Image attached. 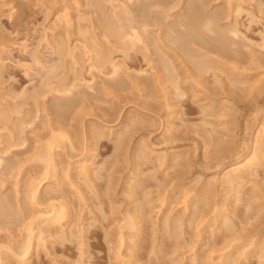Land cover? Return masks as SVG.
<instances>
[{
	"label": "rangeland",
	"instance_id": "374dc122",
	"mask_svg": "<svg viewBox=\"0 0 264 264\" xmlns=\"http://www.w3.org/2000/svg\"><path fill=\"white\" fill-rule=\"evenodd\" d=\"M94 1L101 3V12L108 16L117 0ZM118 1L130 5L127 0ZM161 1L165 9L171 7L169 13L152 10L153 0L131 2L135 11L131 18L151 24L144 36L152 52L137 43V48L134 45L126 53L120 42L116 45L111 39L106 44L108 40L102 38L99 28L100 11L87 6L85 0H0V113L7 118L5 122L0 117L1 264H264V145L259 167L243 175V180L229 186L221 179L224 169L250 153V140L264 126V51L259 49H264V0H205L203 8L199 0ZM118 4L114 6L122 7ZM188 10H197L200 24L207 17L215 20V34L205 36L206 49L184 38L178 39L179 47L174 44L177 34L173 36L170 30L181 33L177 19ZM111 15L108 18L114 27L122 26L123 19L127 24L126 19H131L121 15L116 20ZM153 20L160 26L154 27ZM234 23L242 38L228 33ZM155 43L158 48H153ZM59 44H63L65 54ZM67 46L72 47L68 50L76 54L74 57L65 56ZM107 47H113V61L123 66H118L120 71L115 76L109 65L101 68L102 73L92 67L98 56L89 50L107 51ZM62 60L67 65L62 67ZM196 64L212 69L208 67L203 76L198 71V75ZM52 68H56L54 72ZM74 81L83 83L74 84L67 96L50 93L49 87H74ZM84 81L92 82L91 90ZM21 93L23 97H19ZM37 97L41 99L34 103ZM61 130L71 140H61L56 146L53 158L57 168H50L55 176L50 174L51 178L42 180L38 194L39 202L66 205L67 217L54 226L39 218L37 209L42 207L32 204L26 188L44 176L48 163L39 158L46 153L44 145L52 138L48 136ZM80 164H87L88 170ZM204 208L210 209L208 214ZM126 213L133 215L132 221L139 220L133 222L135 229L129 224L128 231L133 232L124 229L126 222L132 224ZM226 218L233 231L225 230ZM29 221L34 227L38 223L39 230L35 231L33 251L23 262L20 244L32 224ZM121 236L125 238L123 244ZM7 249L21 250L15 252L19 257Z\"/></svg>",
	"mask_w": 264,
	"mask_h": 264
},
{
	"label": "bare ground",
	"instance_id": "6f19581e",
	"mask_svg": "<svg viewBox=\"0 0 264 264\" xmlns=\"http://www.w3.org/2000/svg\"><path fill=\"white\" fill-rule=\"evenodd\" d=\"M104 1V0H103ZM118 1V0H117ZM117 1H115L116 3H113L114 5L115 4H118L119 3V1L117 2ZM122 1V0H121ZM133 0H127V3L128 4H130L131 5V2H132ZM142 1V0H141ZM184 1V0H183ZM189 1V0H188ZM204 1L205 0H199L198 2H199V4H200V6L203 8V6H204ZM85 2H86V5L87 6H92V8H93V6H94V8L97 10V12H99L98 14H99V28H101V30H102V38H104V39H106V40H108L107 42H106V44H108L109 45V43H111V39H113L114 40V42L115 43H117L116 45H119L118 43L120 42V44H122V45H120L121 47H122V49L124 50V51H126V53H127V50H130L131 49V47L133 46V47H135L136 46V44L137 45H139V44H143L145 47H143V49H146L145 51L146 52H149V51H151L150 49H149V43L148 42H145L146 41V38L145 37H147V36H144V35H146V33H147V30H146V27L148 28V26H150L151 24H149L148 23V21L147 20H142V21H136L135 20V18H131V14H134L135 13V11L130 7V5L128 6L127 4L125 5L124 4V6H123V3L122 4H118V6L120 5H122V7H117V5L116 6H114V5H111L112 6V8H110L111 10H112V15H113V18H116V20H118V18H119V16H121V15H124V17L126 16L127 17V15L131 18V19H129V18H127L126 19V22H128V24L127 23H124L125 21V19H123V21H122V26H116V27H114V25H112L113 23H111V19H109L108 18V16H110V15H105L104 13H102L101 12V8L102 7H100L101 6V3L99 2V1H94V0H85ZM110 2V1H109ZM135 2H136V0H135ZM105 3V2H104ZM108 2H106V4H107ZM137 3V2H136ZM83 4V3H82ZM85 4V3H84ZM105 4V6L106 7H108L109 6V3H108V5H106ZM110 4H111V2H110ZM134 4V3H133ZM86 5H85V7H86ZM239 5V4H238ZM102 6H103V3H102ZM208 6V5H207ZM145 7V6H144ZM149 7V6H148ZM167 7H169V6H167ZM118 8H121L122 10H117ZM171 8V7H170ZM165 9L164 7H163V5H162V1L161 0H153V2H151V9L152 10H156L157 12L158 11H160V13L158 12V14H164V13H169V11L171 10V9ZM150 9V8H149ZM198 9H201L200 7L198 8ZM238 9V8H237ZM89 10H90V8H89ZM107 10V9H106ZM184 10V9H183ZM190 10V9H189ZM188 10V12H187V14L186 15H182V16H178L179 18L177 19V23H176V25H178V28H179V30H181V33H179L178 31H176V30H174V29H171L170 31H171V33H170V31H169V33L170 34H174V33H176L177 34V37L175 38V41H174V44L176 45V46H178L179 44H178V42H180V41H178V39H181V38H184V39H188V40H191V42L192 43H194V44H197L198 46H201V47H199V48H202V49H206V47H207V40L205 39V36L207 35V34H213L214 33V24L213 23H215V20H214V18H212V17H207L206 19H205V21H203V24H200V22L198 21L197 22V20H196V17H197V10H191V11H189ZM233 10V9H232ZM93 11H94V9H93ZM199 11V10H198ZM80 12V11H79ZM95 12V11H94ZM96 12V13H97ZM137 12V11H136ZM182 12V11H181ZM234 12V11H233ZM96 13H95V15H96ZM150 13V12H149ZM183 13V12H182ZM235 13H237V11L235 12ZM234 13V14H235ZM59 14V13H58ZM65 14V13H64ZM94 14V13H93ZM130 14V15H129ZM203 14H205V13H203ZM238 14V16H239V12L237 13ZM241 14V13H240ZM65 15H67V14H65ZM80 15V14H79ZM82 15V14H81ZM111 15V16H112ZM236 15V14H235ZM234 15V16H235ZM59 15H57V17H58ZM61 16H62V14H61ZM165 16V15H164ZM166 16H168V14L166 15ZM165 16V17H166ZM170 16V15H169ZM168 16V17H169ZM67 17V16H66ZM98 17V16H97ZM132 17H133V15H132ZM173 17V16H172ZM236 17H237V15H236ZM61 19V17H58V19ZM64 18V17H63ZM86 18V17H85ZM145 18H146V16H145ZM167 18V17H166ZM165 18V19H166ZM94 19H96V18H94ZM98 19V18H97ZM96 19V20H97ZM129 19V20H128ZM153 19V18H152ZM164 19V18H163ZM164 19V20H165ZM168 19V18H167ZM166 19V20H167ZM57 20V19H56ZM86 20V19H85ZM115 20V19H114ZM115 20V21H116ZM141 20V19H140ZM61 21V20H60ZM66 21H67V19H66ZM66 21L65 22H63V23H66ZM87 21V20H86ZM92 21V20H91ZM90 21V22H91ZM154 21V20H153ZM59 21H57V23H58ZM119 22V21H118ZM157 24H155V23ZM153 23H154V27H157L158 25L160 26V22H158L157 20H155ZM234 22V21H233ZM59 23H61V22H59ZM70 23V22H69ZM114 23H116V22H114ZM167 23V22H166ZM71 24V23H70ZM118 24V23H117ZM121 24V23H120ZM61 25H62V23H61ZM66 25V24H65ZM94 25H95V23H94ZM236 24L234 23V25L232 26V29H229V31H228V33H231V35L235 38V37H239V35L241 36L240 38H242V35L241 34H239L240 33V31L238 30V28L235 26ZM158 26V27H159ZM238 26V25H237ZM151 27V26H150ZM149 27V28H150ZM67 28V27H66ZM92 28V27H91ZM242 29V28H241ZM92 30V29H91ZM162 30V29H161ZM89 31V30H88ZM94 31V30H93ZM66 32H67V30H66ZM78 32V31H77ZM82 32H84V31H82ZM100 32V31H99ZM85 33V32H84ZM95 33V32H94ZM82 34V33H81ZM215 34V33H214ZM213 34V35H214ZM93 35V34H92ZM171 35V36H172ZM223 35H224V33H223ZM230 35V36H231ZM264 35V34H263ZM262 35V36H263ZM47 36V35H46ZM53 36V35H52ZM171 36H170V38H171ZM173 36H175V35H173ZM261 36V37H262ZM54 37V36H53ZM94 37V36H93ZM155 37H157L158 38V36H155ZM167 37V36H166ZM245 37V36H244ZM99 38V37H98ZM263 39H264V36L262 37ZM45 39H47V38H45ZM55 39V38H54ZM86 39V38H85ZM95 40H96V38H94ZM153 39V38H152ZM183 39V40H184ZM218 39V38H217ZM247 38L245 37L243 40H246ZM50 40V39H49ZM56 40V39H55ZM63 40V39H62ZM81 40V39H80ZM91 40V39H90ZM157 40V39H156ZM160 40V39H159ZM172 40V39H171ZM54 41V40H53ZM65 41V40H64ZM67 41V40H66ZM94 41V40H93ZM98 41V40H97ZM105 41V40H104ZM116 41H118V42H116ZM154 41V40H153ZM152 41V42H153ZM241 41V40H240ZM46 42H48V41H46ZM58 42V41H57ZM87 42V41H86ZM109 42V43H108ZM162 42V41H161ZM168 42V41H167ZM54 43V42H53ZM67 43V42H66ZM65 43V44H66ZM71 43V42H70ZM85 43V42H84ZM95 43H96V41H95ZM115 43H113V44H115ZM157 43V42H156ZM156 43L154 44V47L153 48H158V46H155L156 45ZM160 42L158 41V44H159ZM246 43H249L250 45H251V43L252 42H246ZM263 43H264V41H263ZM69 44V43H68ZM74 44H76V42L74 43ZM83 44V43H82ZM81 44V45H82ZM98 44H100V42L98 43ZM97 44V45H98ZM184 44V43H183ZM254 44V43H253ZM260 44V43H259ZM79 45V44H78ZM88 45V44H87ZM112 45V44H111ZM110 45V46H111ZM135 45V46H134ZM162 45V44H161ZM186 45V44H185ZM255 45V44H254ZM263 44L261 43V46L260 47H263L262 46ZM59 46V49L62 51L61 53L62 54H65L64 52H65V49H64V46H63V44L62 45H58ZM62 46V47H61ZM73 46H75V45H73ZM85 46V45H84ZM84 46H82V47H84ZM93 46V45H92ZM94 46H96V45H94ZM99 46H101V45H99ZM107 46V45H106ZM119 46V47H120ZM142 46V45H141ZM151 46H153V44H151ZM196 46V45H195ZM227 46V45H226ZM256 47H258V45H255ZM1 47V46H0ZM120 47V48H121ZM132 47V49H134ZM164 47V46H163ZM173 47H175V46H173ZM179 47V46H178ZM234 46H231V48H233ZM255 47V48H256ZM2 48V47H1ZM56 48V47H55ZM68 48H69V46H67V53H66V55L65 56H67V54H70V55H72L73 56V54L71 53V51L70 50H68ZM72 48V47H71ZM71 48H69V49H71ZM85 48H87V49H90V48H88V47H85ZM114 48H116L115 47V45H114ZM119 48V49H120ZM136 48H137V46H136ZM198 48V47H197ZM254 48V47H253ZM75 49V48H74ZM87 49H85V50H87ZM112 49H113V47H107V51H106V48H104V49H102V50H98V51H96V48L94 49H92L91 48V50H89V52H90V54H92V52L95 54L94 56L96 57V55L98 56V59L97 58H95V61H97L96 63L94 62V64H93V62H91V60L93 61V59H94V57H93V59H91V60H89V62H91L92 64H93V66L92 67H94V69H97V71L99 72L100 71V73H102L103 71H101V68H105V66L106 65H109L110 66V69L112 70V72L114 73H112L114 76H115V74H119V71H118V69L121 67V65L118 63H116V61L114 60L113 61V59H112V56H111V54H113V53H111V51H112ZM121 49V50H122ZM131 49V50H132ZM169 49V48H168ZM259 49H261V50H263L264 51V49L263 48H259ZM3 50V49H2ZM5 50V49H4ZM60 50H58V52H60ZM83 51H85L84 50V48L82 49ZM95 50V51H94ZM111 50V51H110ZM115 50V49H114ZM123 50H122V52H123ZM149 50V51H148ZM156 50H158V49H156ZM163 50H164V48H163ZM232 50V49H231ZM74 51H76V49L74 50ZM117 51V50H116ZM115 51V52H116ZM170 51V50H169ZM178 51V50H177ZM57 52V51H56ZM70 52V53H69ZM77 52V51H76ZM79 52V51H78ZM96 52V53H95ZM152 52V51H151ZM200 52V51H199ZM198 52V53H199ZM203 52H205V51H203ZM208 52V51H207ZM3 53V52H2ZM60 53V54H61ZM74 53V52H73ZM124 53V52H123ZM165 53V51L163 52V54ZM80 54V53H79ZM129 54V53H128ZM152 54V53H151ZM160 54H162V53H160ZM172 54V53H171ZM205 54V53H204ZM59 55V54H58ZM76 54L74 53V56H75ZM88 55H89V53H88ZM93 55V54H92ZM114 55V54H113ZM126 55V54H125ZM206 55V54H205ZM208 55V54H207ZM64 56V57H65ZM72 56H70L69 57V59L71 58V61H72ZM73 56V57H74ZM84 57H87V55L85 56V55H83ZM154 56V55H153ZM158 56V55H157ZM168 56V55H167ZM202 56V55H201ZM1 57V56H0ZM63 57V56H62ZM90 57V56H89ZM164 57V56H163ZM166 57V56H165ZM164 57V58H165ZM175 57V56H174ZM203 57V56H202ZM236 57V56H235ZM83 58V57H82ZM92 58V57H91ZM204 58V57H203ZM208 58V57H207ZM67 59H68V57H67ZM85 59H87V58H85ZM97 59V60H96ZM166 59H168L167 57H166ZM174 59H176V58H174ZM202 59V58H201ZM204 59H206V58H204ZM1 60V59H0ZM65 60H66V58H65ZM74 60V59H73ZM211 60V59H210ZM63 61V63H60L61 64V66H62V64L64 65V64H66L65 62H64V60H62ZM86 61V60H85ZM170 61V60H169ZM168 61V62H169ZM59 62H61V61H59ZM74 62L76 63L77 61H75L74 60ZM73 61H72V63H74ZM79 62V61H78ZM195 62H196V60H195ZM200 62V61H199ZM210 62V61H209ZM1 63H3V62H1ZM121 63V62H120ZM170 63V62H169ZM168 63V64H169ZM216 63V62H215ZM77 64H79V63H76V65ZM85 65H86V63H84ZM171 64V63H170ZM201 64V63H200ZM200 64H196V70H197V74L200 72V74L202 75H204V73H205V75H206V73H207V71H209V69L211 70L212 68H210L209 67V65H210V63H209V65L207 66H203V64L202 65H200ZM205 64V63H204ZM53 65V64H52ZM67 65V64H66ZM73 65V64H72ZM85 65H83V67L85 66ZM190 65V64H189ZM194 65V64H193ZM56 66V65H55ZM75 66V65H74ZM78 66V65H77ZM118 66H120V67H118ZM169 66V65H168ZM195 66V65H194ZM200 66V67H199ZM203 66V67H202ZM57 67H59V66H57ZM63 67V66H62ZM69 67V66H68ZM83 67H81V68H83ZM90 67V66H89ZM204 67H207V68H205V69H203ZM208 67H209V69H208ZM215 67V66H214ZM79 68V67H78ZM121 68H123V66L121 67ZM172 68V67H171ZM219 68V67H218ZM1 69H2V64H1ZM53 69H56V68H52L51 70H52V72H54L53 71ZM58 69H60V68H58ZM74 69V68H73ZM94 69H89L91 72L92 71H95L96 72V70H94ZM102 69V70H103ZM124 69H127V68H124ZM208 69V70H207ZM214 69V68H213ZM216 69V68H215ZM67 70V69H66ZM65 70V71H66ZM105 70V69H104ZM218 70V69H217ZM222 70V69H221ZM70 71V70H69ZM79 71H81V69L79 70ZM173 71V70H172ZM175 71V70H174ZM173 71V72H174ZM199 71V72H198ZM58 72H59V70H58ZM166 72V71H165ZM170 72V71H169ZM49 73H50V71H49ZM57 73V72H56ZM69 73V72H68ZM93 73V72H92ZM99 73V74H100ZM110 73V74H111ZM175 73V72H174ZM226 73V72H225ZM231 73V72H230ZM234 73V72H233ZM76 74V73H75ZM80 74V73H79ZM81 74H82V72H81ZM111 74V76L112 77H114L113 75ZM48 75V74H47ZM94 75V74H93ZM106 75V74H105ZM137 75H139V74H137ZM171 75H173V74H171ZM199 75V74H198ZM202 75V76H203ZM65 76V75H64ZM101 76H103L102 74H101ZM123 76V75H122ZM54 77H57V76H55L54 75ZM58 77H60V76H58ZM80 77H82V76H80ZM112 77H110V76H108V80L110 79H112ZM117 77V76H116ZM115 77V78H116ZM77 79V78H76ZM92 79H93V77H92ZM175 79V78H174ZM56 80V79H55ZM78 80V79H77ZM83 80V79H82ZM95 80V79H94ZM114 80V78L111 80V81H113ZM169 80V79H168ZM92 81V80H91ZM174 81H176V80H174ZM244 81V80H243ZM63 82V81H62ZM75 82V81H74ZM87 82H89V81H86V83H85V81H84V83L86 84V87H85V84H83L84 85V89L86 88L87 90H91L92 88L89 86V84L90 83H92V82H89V83H87ZM177 82V81H176ZM229 82V81H228ZM248 82V81H247ZM64 83V82H63ZM79 83V82H78ZM78 83H72V85L74 86V84H78ZM83 83V82H82ZM82 83H79L80 85L82 84ZM230 83V82H229ZM232 83V82H231ZM67 84H69V83H67ZM245 84H246V82H245ZM48 85V84H47ZM71 85V86H72ZM91 85V84H90ZM93 85V84H92ZM174 86L175 85H177V84H173ZM61 86V88L59 89V87H58V89H51L50 87H49V90H50V93L52 92V91H55V92H63V95L65 94V93H67L68 94V92L69 91H72V89L73 88H75L76 86H74V87H67V86H65V84H63V85H60ZM79 86V85H78ZM172 86V85H171ZM237 86V85H236ZM245 85H243L242 87H244ZM52 87V86H51ZM54 87V86H53ZM57 87V86H56ZM82 86H80V88H81ZM246 87V86H245ZM69 88L71 89V90H69ZM78 88V87H77ZM76 88V89H77ZM83 88V87H82ZM91 88V89H90ZM46 89H47V87H46ZM76 89H74V90H76ZM79 89V88H78ZM176 89H177V86H176ZM234 89V88H233ZM174 91H175V89H173ZM27 91V90H26ZM43 91L45 92L46 90H44L43 89ZM178 91H180L179 90V88L177 89V91H175V92H178ZM25 92V91H24ZM24 92H23V94H24ZM35 92V91H34ZM49 92V91H48ZM73 92V91H72ZM71 92V93H72ZM243 93H244V91H242ZM26 93V92H25ZM54 93V92H53ZM57 93H54V95L55 94H57ZM70 93V92H69ZM179 93V92H178ZM12 94V93H11ZM16 94V93H15ZM31 94V93H30ZM38 94V93H37ZM46 94H48V93H46ZM45 94V95H46ZM67 94H65L66 96H67ZM239 94V93H238ZM29 95V94H28ZM28 95H26V96H28ZM57 95H59V94H57ZM60 95H62V93L60 94ZM64 95V96H65ZM71 95V94H70ZM70 95H68V97L70 96ZM179 95V94H178ZM178 95H176L177 97H178ZM181 95V94H180ZM179 95V96H180ZM20 96H22V93H21V95L19 94V97ZM30 96V95H29ZM38 96V95H37ZM41 96V95H40ZM42 96H43V94H42ZM41 96V97H42ZM72 96V95H71ZM16 97H18V96H16ZM18 97V98H19ZM23 97V96H22ZM24 97H25V95H24ZM41 97L39 98V97H37V99H34V103H36L37 102V100H38V98L39 99H41ZM44 97V96H43ZM60 97H62V96H60ZM8 98V97H7ZM33 98H36V97H33ZM58 98V97H57ZM1 99V98H0ZM27 100V99H26ZM39 101V100H38ZM2 109V108H1ZM9 109V108H8ZM13 111H14V109H13ZM18 110H16V112H17ZM64 114V113H63ZM0 117L2 118V120L3 121H7V118H6V115L5 114H3L2 112L0 113ZM11 115V114H10ZM129 117V116H128ZM9 119H10V117H9ZM129 119V118H128ZM127 119V120H128ZM11 121V120H10ZM263 123V122H262ZM10 125V124H9ZM170 126V125H169ZM4 127H5V125H4ZM14 127V126H13ZM93 127V126H92ZM91 127V128H92ZM6 128H8L9 129V127H6ZM95 128V127H94ZM97 128V127H96ZM8 129H6V130H8ZM16 129V128H15ZM60 129V128H59ZM62 129V128H61ZM100 129V128H99ZM259 129V128H258ZM252 130V129H251ZM250 130V131H251ZM18 131H19V129H18ZM95 131V130H94ZM97 131V130H96ZM99 131V130H98ZM102 131V130H101ZM9 132V131H8ZM16 132V131H15ZM20 132V131H19ZM57 132V131H56ZM119 132V131H118ZM9 133H11V132H9ZM51 133V132H50ZM55 133V132H54ZM53 133V134H54ZM58 133V135L56 134L55 136L53 135V134H51V136H48L49 138L50 137H52L51 138V140H49L48 141V143H47V140H46V145H44L45 146V150L44 151H46V153H45V155L44 154H40L41 155V158H39L40 156H37L39 159H42V161L44 160V162H47L48 164H47V167L45 168V173H44V176H43V179H41L42 178V176L40 177V179H38V182H37V180H36V182L37 183H35V181L33 182V183H35V184H30L29 182V185H27L28 187L26 188V189H28L29 190V192H28V190H26V193L28 192V193H30L29 195L31 196V199L30 198H28V199H30V200H32L33 201V203L32 204H34V206H36L37 208L38 207H42V209L41 210H38L37 209V212H39V213H37V215H39L40 217L39 218H41V216L43 217L42 219L45 221H48V222H50V224L49 225H57V223L58 224H60V223H62L61 221H64V219L67 217V213H68V209L65 207L66 205L64 204L63 205V203L62 204H59V203H57V204H59V205H57L56 203H54V204H52L51 202H49L48 204H50V205H48L46 202H39V196H38V194H39V191H40V188H41V185H42V180L44 181V180H46V177L47 176H49L50 174H51V170H50V168L54 171L55 170V168H57L56 167V165L54 164V158L53 157H55L54 156V150H55V148L57 149V147H59L60 145H59V143H61V140L63 141L64 139H66L67 141H70L71 139H70V137L68 136V134L64 131L63 132V130H61V131H59V132H57ZM93 133V132H92ZM255 133H257V132H255ZM12 134V133H11ZM22 134V133H21ZM96 134V133H95ZM94 134V135H95ZM100 134H103V133H100ZM113 134V133H112ZM110 135V134H109ZM114 136V135H113ZM123 136V135H122ZM209 136V135H208ZM103 137H105V136H103ZM118 137V136H117ZM116 137V138H117ZM210 137V136H209ZM252 137V136H251ZM21 138V137H20ZM59 139V140H57V139ZM119 138H120V136H119ZM119 138H117V139H119ZM123 138V137H122ZM205 138H206V136H205ZM212 138V137H211ZM210 138V139H211ZM253 138V137H252ZM46 139H48V138H46ZM250 139V138H249ZM94 140V139H93ZM92 140V141H93ZM212 140H213V138H212ZM66 141V142H67ZM118 141H120V140H118ZM122 141H123V139H122ZM205 141V140H204ZM209 141V140H208ZM211 141V140H210ZM249 141V140H248ZM18 142V141H17ZM121 142V141H120ZM223 142V141H222ZM63 143V142H62ZM94 143V142H93ZM124 142H122V144H123ZM211 144H212V142H210ZM249 143V142H248ZM18 144V143H17ZM68 144L70 145V147L69 148H71V146H72V148L70 149L72 152H74L73 151V149H74V147H73V145H71L70 144V142H68ZM73 144V143H72ZM223 144V143H222ZM221 144V145H222ZM58 145V146H57ZM63 145V144H62ZM61 145V146H62ZM120 145H121V143H120ZM120 145H118V146H120ZM263 145H264V126L262 125L261 127H260V129H259V131H258V133H257V135H256V137H255V135H254V138L253 139H251L250 140V146L252 147V149H251V151H249L250 153L245 157V158H243V156L242 157H238L237 158V160H236V163H234L233 165H231V166H229V167H227L226 169H224V171H222V180L225 182V183H227V184H229V186H234L233 184H235V182H236V184H237V182L239 181V180H243L244 178V176L243 175H245V174H249V171H251L252 169H254V168H257V166L260 164V160H261V158L260 157H263V151H262V148H263ZM57 146V147H56ZM122 146H124V145H122ZM122 146H120V147H122ZM220 147V146H219ZM224 147V146H223ZM226 147H227V145H226ZM246 147V146H245ZM44 148V147H43ZM249 148V147H248ZM118 149H120L119 147H118ZM139 149V148H138ZM222 149V148H221ZM220 148H219V150H221ZM75 150V149H74ZM121 150H123L122 148L120 149V151ZM228 150V149H227ZM42 151V150H41ZM138 151V150H137ZM140 152H141V150H139ZM244 151V150H243ZM261 151H262V153H261ZM147 152V151H146ZM222 152V151H221ZM37 153V152H36ZM39 153V152H38ZM227 153H228V151H227ZM244 153V152H243ZM137 154L138 153H136V157H137ZM143 154V153H142ZM146 154V153H145ZM172 154V153H171ZM246 154V153H245ZM38 155V154H37ZM44 155V156H43ZM148 155V154H147ZM147 155H145V156H147ZM180 155V154H179ZM178 155V156H179ZM262 155V156H261ZM140 156V155H139ZM89 157V156H88ZM168 157V156H167ZM169 157H171V155L169 156ZM236 157V156H235ZM37 158V159H38ZM138 158V157H137ZM137 158H135L137 161H141L140 159H137ZM173 158V157H172ZM172 158H170V160L171 161H174V160H172ZM176 158V157H175ZM264 158V157H263ZM167 159H169V158H167ZM174 159V158H173ZM184 159V158H183ZM182 159V160H183ZM145 160V159H144ZM164 160H165V158H164ZM165 161H167V160H165ZM164 161V162H165ZM176 161H177V159H176ZM87 162V161H86ZM163 162V160L161 161V163H164ZM83 163V162H82ZM84 163H85V161H84ZM141 163V162H140ZM171 163V162H170ZM175 163V162H174ZM264 163V162H263ZM45 164V163H44ZM138 164H139V162H138ZM166 164V163H165ZM55 165V166H54ZM81 165V164H80ZM87 165V164H86ZM86 165L84 166L83 164L80 166V167H83V168H85V170H88V167H86ZM161 165V164H160ZM164 165V164H163ZM262 166V165H261ZM139 167V166H138ZM259 167V166H258ZM82 168V170L83 171H85L84 169ZM92 168V167H91ZM80 169V168H79ZM78 170V169H77ZM81 170V169H80ZM81 170V171H82ZM79 171V170H78ZM56 172V171H55ZM54 172V173H55ZM87 172V171H86ZM85 172V173H86ZM248 172V173H247ZM253 172V171H252ZM251 173V172H250ZM81 174H83V172L81 173ZM87 175H85L86 176V178H87V176H88V173H86ZM52 176L54 175L55 176V174H51ZM79 175V174H78ZM84 175V174H83ZM255 175V174H254ZM51 176V177H52ZM247 176V175H246ZM250 176H252V175H250ZM249 176V177H250ZM50 177V176H49ZM50 177V178H51ZM100 177V176H99ZM248 177V178H249ZM48 178V177H47ZM85 178V177H84ZM88 178H89V176H88ZM213 178V177H212ZM220 178V177H219ZM251 178V177H250ZM61 179V178H60ZM59 179V180H60ZM90 179H91V177H90ZM98 179V178H97ZM217 179V178H216ZM56 180V179H55ZM133 180V179H132ZM131 180V181H132ZM135 180V179H134ZM212 180V179H211ZM57 181V180H56ZM92 181V180H91ZM219 181H221V180H219ZM1 182V181H0ZM32 182V181H31ZM60 183H61V180L59 181ZM211 182V181H210ZM209 182V183H210ZM222 182V181H221ZM59 183V184H60ZM91 183H93V182H91ZM91 183H88V184H91ZM223 183V182H222ZM239 183H241V182H239ZM63 184V183H62ZM86 184V183H85ZM207 184V183H206ZM212 184H214V183H212ZM212 184H210V185H212ZM61 185V184H60ZM215 185V184H214ZM213 185V186H214ZM221 185V187H222V185L223 184H220ZM3 186V185H2ZM87 186V185H86ZM129 186H130V184H129ZM128 186V187H129ZM217 186V185H216ZM202 187H204V186H202ZM225 187H228V186H225ZM238 187V186H237ZM2 188V187H1ZM93 188H94V185H93ZM212 188H215V187H212ZM217 188V187H216ZM129 189V188H128ZM179 189H181V188H179ZM201 189V188H200ZM205 189V188H204ZM184 190H185V188H184ZM202 190V189H201ZM200 190V191H201ZM206 190V189H205ZM214 190V189H213ZM213 190H212V192H213ZM239 190V189H238ZM186 191H188V190H186ZM199 191V192H200ZM209 191V190H208ZM215 191V190H214ZM231 191H232V189H231ZM130 192V191H129ZM184 192V191H183ZM198 192V191H197ZM227 192V191H226ZM240 192V191H239ZM128 193V192H127ZM185 193V192H184ZM228 193H229V191H228ZM252 193H254L253 192V190H252ZM108 194H109V192H108ZM232 194V193H231ZM242 194V192H240V194L239 195H241ZM263 194H264V192H263ZM263 194H262V196H263ZM184 195V194H183ZM197 195V194H196ZM203 195H204V193H203ZM207 195H208V193H207ZM211 195V194H210ZM215 195V194H214ZM227 195V194H226ZM261 195V194H260ZM26 196H27V194H26ZM107 196V195H106ZM131 196V195H130ZM198 196V195H197ZM196 196V197H197ZM205 196V195H204ZM238 196V195H237ZM236 196V197H237ZM256 196V195H255ZM27 197H29V196H27ZM189 197H192V196H189ZM241 197V196H240ZM239 197V198H240ZM41 198V197H40ZM194 198V197H193ZM238 198V199H239ZM185 199H186V197H185ZM192 199V198H191ZM213 199H214V197H213ZM213 199H212V201H213ZM241 199V198H240ZM42 200V199H41ZM188 200V197H187V199H186V201ZM203 200V199H202ZM226 200H228V199H226ZM196 201V200H195ZM225 201V200H224ZM239 202H240V200H238ZM1 202V201H0ZM31 202V201H30ZM54 202V201H53ZM209 202V201H208ZM208 202H206V203H208ZM225 203H226V201H225ZM32 204H30V205H32ZM45 204H47V206L45 205ZM212 204V203H211ZM216 204V203H215ZM2 205V204H1ZM113 205V204H112ZM213 205H214V203H213ZM218 205V204H217ZM228 205V204H227ZM261 205V204H260ZM260 205H258L259 207H260ZM18 206V205H17ZM21 206V205H20ZM44 206V207H43ZM114 206V205H113ZM112 206V207H113ZM205 206V205H204ZM208 206V205H207ZM207 206H205V208L207 207ZM219 206V205H218ZM31 207V206H30ZM32 207H33V205H32ZM209 207H211V206H209ZM217 206H215V208H216ZM221 207V206H220ZM224 207V206H223ZM226 207V206H225ZM264 207V206H263ZM263 207H262V209H263ZM18 208H19V206H18ZM17 208V210H19L20 211V209H18ZM34 208V207H33ZM44 208V209H43ZM205 208H204V210H205ZM215 208L213 207V209L215 210ZM219 208V207H218ZM218 208H216V210L218 209ZM32 209V208H31ZM194 209V208H193ZM220 209V208H219ZM261 209V208H260ZM261 209V210H262ZM16 210V211H17ZM206 210H210L209 208L208 209H206ZM205 210V211H206ZM213 210V214H214V212L216 211H214ZM222 210H224V209H222ZM255 210V209H254ZM32 211H34V209L32 210ZM136 211V210H135ZM203 211V210H202ZM218 211V210H217ZM12 212V211H11ZM128 212V211H127ZM130 212V211H129ZM208 211H206V212H204V213H206V214H208L207 213ZM226 212V211H225ZM224 212V213H225ZM19 213V212H18ZM202 213V212H201ZM204 213H202V214H204ZM1 214V213H0ZM17 214V213H16ZM31 214H33V213H31ZM212 214V213H211ZM217 214H218V216H219V212H217ZM216 214V215H217ZM10 215V214H9ZM22 215V214H21ZM126 215H127V213H126ZM132 215V214H131ZM130 215V216H131ZM135 215V214H134ZM137 215V214H136ZM227 215V214H226ZM261 215V214H260ZM18 216V215H17ZM17 216H15V217H17ZM19 216H20V213H19ZM24 215H22V217H23ZM128 216V215H127ZM130 216H128L127 218V221H132L131 220V217ZM133 216V215H132ZM200 216V215H199ZM217 216V217H218ZM223 216V215H222ZM3 217V216H2ZM7 217H8V215H7ZM14 217V216H13ZM21 217V218H22ZM32 217H33V215H32ZM201 217V216H200ZM213 217H214V215H213ZM226 217V216H225ZM262 217V216H261ZM1 218V217H0ZM6 218V217H5ZM20 218V217H19ZM34 218V217H33ZM38 218V217H37ZM214 218H216V217H214ZM221 217L219 216V219L218 218H216V219H218L219 221L221 220L220 219ZM255 218H257V217H255ZM4 219V218H3ZM28 219H29V217H28ZM30 219H31V217H30ZM34 219H36V217L34 218ZM133 220H134V218H132ZM196 219V218H195ZM201 219V218H200ZM199 219V220H200ZM203 219V218H202ZM223 219V218H222ZM227 219V218H226ZM137 220V221H136ZM135 220V222H138L139 220L138 219H136ZM213 220V219H212ZM10 221H11V218H10ZM28 221V220H27ZM32 221H33V219H32ZM32 221H29V222H31L32 223ZM172 221V220H171ZM214 221H215V219H214ZM222 221V220H221ZM227 222H224V220H223V223H227L228 224V221H229V219H227L226 220ZM36 222H40V221H36ZM43 222V221H42ZM134 221H132V224L131 223H129V222H126L127 224H126V227H128V228H126L125 226H124V229L125 230H127L128 231V229H130V227H129V224H130V226L131 225H135L134 223H133ZM230 222V226H232L233 224H231V221H229ZM9 223V222H8ZM213 223V221L211 222V224ZM220 223V222H219ZM27 224H28V222H27ZM34 224L35 223H32V224H30V226H29V228H28V231H27V235L25 236V240H24V242L22 243L21 242V244H20V246H23V249H21L22 250V252H21V256H20V259L23 261V262H25V259L26 258H28L29 257V255L32 253V251H33V247H34V242H35V231L36 230H39L38 228H39V224L37 223L36 224V227H34ZM43 224H45V223H43ZM137 224V223H136ZM167 224V223H166ZM170 224H171V222H170ZM217 223H214V225H216ZM221 224V223H220ZM29 225V224H28ZM37 225H38V228H37ZM54 225V226H55ZM209 225V224H208ZM131 226L132 228H134L135 229V227L136 226ZM138 226V225H137ZM217 226V225H216ZM40 227H41V225H40ZM43 227V226H42ZM51 227H53V226H51ZM223 227V226H222ZM226 227V225L224 226V228ZM227 227L228 228H225V230L226 229H230V227H229V224L227 225ZM233 227V226H232ZM37 228V229H36ZM48 228V227H47ZM167 228H169V227H167ZM42 229V228H41ZM53 229V228H52ZM47 229L45 228V231H46ZM50 230V229H49ZM137 230H138V228H137ZM168 230V229H167ZM217 230V229H216ZM220 230V229H219ZM231 231H233L234 230V228L232 229H230ZM44 231V230H43ZM123 231V230H122ZM133 232V229L132 230H130V231H128V232ZM135 231V230H134ZM228 231V230H227ZM136 232V231H135ZM137 232H140V231H137ZM136 232V233H137ZM228 232H230V231H228ZM227 232V233H228ZM200 234V233H199ZM131 235V234H130ZM216 235V234H215ZM132 237V236H131ZM123 239H125V238H123L122 236H121V241H122V243L121 244H123V242L125 241H123ZM23 241V240H22ZM0 248H2V247H0ZM22 248V247H21ZM19 250V249H18ZM17 249H16V251H14V250H11V249H7V250H5V251H8L10 254H13V256H16L17 254L15 253V252H17L18 251ZM21 250H19V251H21ZM2 251H4V249L2 248V250H1V252ZM13 251V252H12ZM0 252V253H1ZM18 255H19V252H18ZM17 255V256H18ZM12 256V257H13ZM243 256H246V255H244L243 254ZM19 257V256H18ZM3 260V258L1 259V256H0V264H1V261ZM129 263H131V262H129ZM24 264V263H23ZM26 264V263H25Z\"/></svg>",
	"mask_w": 264,
	"mask_h": 264
}]
</instances>
